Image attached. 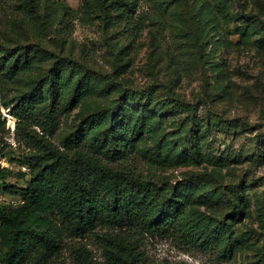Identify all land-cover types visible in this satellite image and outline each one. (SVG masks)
<instances>
[{
  "label": "trees",
  "instance_id": "16d2710c",
  "mask_svg": "<svg viewBox=\"0 0 264 264\" xmlns=\"http://www.w3.org/2000/svg\"><path fill=\"white\" fill-rule=\"evenodd\" d=\"M136 1L96 0L83 10L80 20L106 32L108 47L125 40L116 51V56L122 55L140 33ZM50 2L47 0L48 5ZM21 4L25 17L19 30L13 25L2 30L9 44L0 50V108L8 109L15 118L14 137L22 139L27 149L17 158L27 171L19 170L16 175L29 178L23 186L9 184L5 181L8 169H0L1 190L19 198L17 204L0 203V264H145L144 241L155 236L178 238L186 246L205 251L220 248L226 255L230 238L225 234L227 221L208 219L204 213L190 210L217 198L230 206V218L236 219L250 204L240 183L222 189L211 183L221 178L220 166L227 164V156L203 153L195 119L183 137L170 140L166 134L157 135L160 118L155 119L154 113L159 116L172 109L190 112L193 107L169 86L163 91L152 86L132 89L118 82V104L112 101L89 111L71 130L62 132L61 113L78 103L86 105L97 93L88 76L99 74L97 82L104 85L98 94L112 84V77L93 67L87 76L82 71L87 68L83 60L54 54L43 45L40 27L58 24L66 33L74 19L72 8L65 6L58 18L43 24L34 15L42 0H23ZM204 6L210 21L216 20V13L229 16L223 0H217L216 7L210 1ZM187 15L194 30L209 26L199 11L188 10ZM259 32L264 37V25ZM50 60V67L44 70ZM27 79L34 83L30 89L11 98ZM123 99L128 103L119 104ZM240 125L247 128L244 122ZM4 131L0 111L2 142ZM139 153L154 169L196 160L213 167L209 173H196L190 181L171 185L154 173L144 174ZM252 199L264 233V193L254 192ZM89 244L101 250L103 263ZM66 251L69 263L62 258ZM252 264H264V243Z\"/></svg>",
  "mask_w": 264,
  "mask_h": 264
},
{
  "label": "rangeland",
  "instance_id": "374dc122",
  "mask_svg": "<svg viewBox=\"0 0 264 264\" xmlns=\"http://www.w3.org/2000/svg\"><path fill=\"white\" fill-rule=\"evenodd\" d=\"M22 1L0 0V50L9 44L2 30L13 25L18 31L22 25L25 17L21 13ZM94 1L51 0L48 5L47 0H42L41 9L34 14L43 24H48L49 20L58 18L65 6L72 8L74 19L66 33L60 30L58 24L45 29L40 27L43 45L54 54L71 55L78 61L83 60L88 69L82 71H86L87 76L93 67L98 72L111 75L113 81L103 94H98L104 83L97 82L99 74L88 76L97 93L86 105L78 103L61 113L62 132L71 130L89 111L112 101L117 103L121 95L118 82L132 89L152 86L163 91V87H171L179 99L189 103L193 110L180 112L172 109L159 116L154 113L155 119L160 118L158 137L162 134L170 140L183 137L186 129L191 128L192 119H195L199 124L197 131L203 153L213 156L223 154L228 159L226 165L220 166L221 178L211 180V183L215 186L219 184L221 189L229 183H240L250 204L242 208L236 219L230 218V206L217 198H212V204L195 205L190 210L204 213L208 219L224 218L227 221L225 234L229 233L230 238L226 255L220 248L205 251L197 246H186L178 238L155 236L144 241V262L252 264L257 249L264 243V233L258 224L252 199L254 192L264 193V37L259 32L264 25V0H223L229 16L224 18L216 13L214 21H210L204 2L210 1L216 7L217 0H137L134 12L141 21L140 33L124 53L117 56L116 51L126 44L125 40H119L114 48L108 47L106 32L96 24L80 20L83 10ZM188 10L204 14L202 21L209 26L205 25L200 31L194 30L190 26ZM109 40L113 38L109 37ZM27 41L24 38V43ZM115 57H120L116 63L119 67L114 63ZM51 62L47 61L43 69H48ZM31 80L23 82L11 98L19 91L30 89L34 84ZM124 103L128 102L125 99L119 102L121 105ZM0 111L5 120L3 142L0 141V169H8L7 183L23 186L29 176L17 177V171H27L17 158L27 149L22 139L14 137V131L7 128L10 111L4 107ZM232 120H237V123L230 124ZM242 122L247 124V128L240 125ZM12 135L14 145L9 144ZM147 145H150L149 141ZM138 161L144 174L154 173L160 181H169L171 185L178 181H190L196 173H209L213 167L206 161L196 160L154 169L145 164L140 153ZM18 199L3 193L0 188V203L17 204ZM89 248L98 262L103 263L101 250L93 244H89ZM62 258L66 263L71 261L67 251Z\"/></svg>",
  "mask_w": 264,
  "mask_h": 264
},
{
  "label": "built area",
  "instance_id": "2783aa9c",
  "mask_svg": "<svg viewBox=\"0 0 264 264\" xmlns=\"http://www.w3.org/2000/svg\"><path fill=\"white\" fill-rule=\"evenodd\" d=\"M9 116H10V117H8L9 120L7 121V123H8V127H7V128H8L11 132H13V131H14V126H15V119L13 118L12 115H9ZM3 119H4V118H3ZM11 139H12V141L9 140V142H10L11 145H14V144H15V141H14L13 135H12Z\"/></svg>",
  "mask_w": 264,
  "mask_h": 264
}]
</instances>
